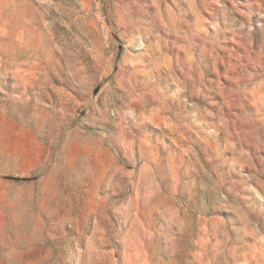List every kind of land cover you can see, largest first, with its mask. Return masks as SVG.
Instances as JSON below:
<instances>
[{
    "label": "rangeland",
    "instance_id": "rangeland-1",
    "mask_svg": "<svg viewBox=\"0 0 264 264\" xmlns=\"http://www.w3.org/2000/svg\"><path fill=\"white\" fill-rule=\"evenodd\" d=\"M0 264H264V0H0Z\"/></svg>",
    "mask_w": 264,
    "mask_h": 264
}]
</instances>
